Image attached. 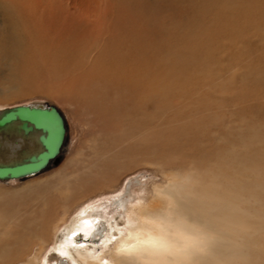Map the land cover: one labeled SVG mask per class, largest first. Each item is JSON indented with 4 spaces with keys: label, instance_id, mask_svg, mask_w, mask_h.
Here are the masks:
<instances>
[{
    "label": "bare ground",
    "instance_id": "6f19581e",
    "mask_svg": "<svg viewBox=\"0 0 264 264\" xmlns=\"http://www.w3.org/2000/svg\"><path fill=\"white\" fill-rule=\"evenodd\" d=\"M168 1L173 0H0V59L12 55L36 64L50 92L93 127L85 148L56 175L0 189V264H57L59 258L61 264H132L118 249L147 238L177 247L198 243L176 264L264 261L258 241L264 235L256 236L263 229V187H237L230 146L210 156L212 150L204 151L224 135L230 142L232 119L225 125L206 107H156L158 88L166 84L159 83L161 74L170 76L181 45L193 36L190 24L202 16L199 0H175L174 9L172 3L163 6ZM37 140L16 126L0 131V164L38 152ZM134 161L153 163L167 174L148 201L131 207L124 221L95 208L72 217ZM252 198L263 209H240ZM73 231L86 235L72 238ZM99 247L109 250L93 256Z\"/></svg>",
    "mask_w": 264,
    "mask_h": 264
},
{
    "label": "rangeland",
    "instance_id": "374dc122",
    "mask_svg": "<svg viewBox=\"0 0 264 264\" xmlns=\"http://www.w3.org/2000/svg\"><path fill=\"white\" fill-rule=\"evenodd\" d=\"M174 1H168L163 6L172 3L174 9L177 4ZM196 7L202 16H198L195 23L190 24V29L194 33L181 45V57L171 63L169 77H166L162 70L159 71L162 73L159 83L163 81V84H166L164 88H158L159 99L156 107H206L203 109L216 112L225 125L231 118V127H233L231 143L224 135V140L221 139L218 144L215 142L214 147L205 144L204 151L208 153L212 150L210 156L216 153L217 149L224 152L230 146L235 151L237 159L235 168L237 187L245 188L249 185L251 189L249 188L248 191L252 192V188L259 184L263 187V193H259L260 199L263 200L264 0H219V2L199 0ZM41 78L42 72L36 64L22 63L15 56L4 55L0 59V109L27 104L56 106L64 114L67 122L66 150L48 171L23 181L0 183V189L13 190L56 175L68 165L81 148H85V142L91 138L93 127L84 125L74 106L63 103L55 97L48 89L47 83L41 82ZM21 91L29 94L17 97L16 94ZM210 115L207 117L211 119ZM219 130L222 134L226 133V129L219 128ZM154 163L158 162L154 161ZM164 172L160 166L153 163L134 161L107 188L97 191L91 199H86L72 217L86 208H95L103 210L107 217H120L124 221L131 207L144 200L148 201L154 188L165 183L167 174ZM245 190L238 192L240 191L239 194L245 199H249L251 196H248L249 192ZM252 200L254 199H251L252 204L246 203L247 200L242 202L243 204L240 203V209L252 210L254 207V209H263L261 202ZM263 220V229L256 235L257 239L264 235ZM262 239L263 237L258 241L264 248ZM111 246L112 243L108 248ZM108 248L99 247L93 256L108 251ZM49 251V249L46 251V256ZM261 264H264V261Z\"/></svg>",
    "mask_w": 264,
    "mask_h": 264
},
{
    "label": "water",
    "instance_id": "95a60500",
    "mask_svg": "<svg viewBox=\"0 0 264 264\" xmlns=\"http://www.w3.org/2000/svg\"><path fill=\"white\" fill-rule=\"evenodd\" d=\"M44 113H53L56 115L59 123V139L57 147L50 154L43 157V162L35 165L32 161L45 152V138L49 134L48 127L42 122L41 116ZM16 126L24 135H36L40 150L29 156H23L21 159L0 164V183H8L11 181H23L38 176L48 171L56 164L61 153L65 151L67 142V122L63 113L51 104H27L0 111V131L5 132L9 128ZM96 232L101 230L99 225L96 226ZM64 259L58 260L57 264L63 263Z\"/></svg>",
    "mask_w": 264,
    "mask_h": 264
},
{
    "label": "snow or ice",
    "instance_id": "6c2138e0",
    "mask_svg": "<svg viewBox=\"0 0 264 264\" xmlns=\"http://www.w3.org/2000/svg\"><path fill=\"white\" fill-rule=\"evenodd\" d=\"M42 122L48 127L49 134L45 138L46 150L41 153L36 160L32 161L33 164L38 165L43 162V157L50 154L57 147V141L59 139V123L56 115L53 113H44L41 116ZM84 223L90 224L91 222L85 220ZM161 227L164 226V221L160 220ZM86 233H78L73 231L71 233L72 238H76ZM73 246H75V239ZM198 243H188L183 246L177 247L164 242L157 238H147L141 244L124 245L118 251L132 261V264H176V261L181 258H187L192 251L198 250ZM63 256H67V253L61 252ZM169 258H173L170 260Z\"/></svg>",
    "mask_w": 264,
    "mask_h": 264
}]
</instances>
